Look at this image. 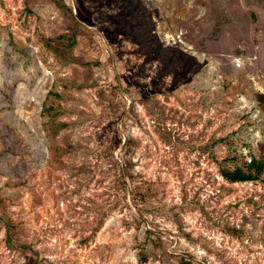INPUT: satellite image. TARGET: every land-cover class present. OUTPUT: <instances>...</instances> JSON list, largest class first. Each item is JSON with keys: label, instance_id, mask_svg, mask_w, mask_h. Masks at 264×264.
<instances>
[{"label": "rangeland", "instance_id": "1", "mask_svg": "<svg viewBox=\"0 0 264 264\" xmlns=\"http://www.w3.org/2000/svg\"><path fill=\"white\" fill-rule=\"evenodd\" d=\"M251 156L264 0H0V264H264Z\"/></svg>", "mask_w": 264, "mask_h": 264}, {"label": "trees", "instance_id": "2", "mask_svg": "<svg viewBox=\"0 0 264 264\" xmlns=\"http://www.w3.org/2000/svg\"><path fill=\"white\" fill-rule=\"evenodd\" d=\"M246 168L247 170H243L239 167H236L234 169L223 168L220 173L222 177L231 182L257 179V177H259L261 174L264 175V156L259 158L251 156ZM231 230H234L235 232L233 231L230 234L237 238L243 234V232L239 233V228H237L236 226H232ZM261 260L264 261V257ZM253 261L255 262V264H258L257 261Z\"/></svg>", "mask_w": 264, "mask_h": 264}]
</instances>
